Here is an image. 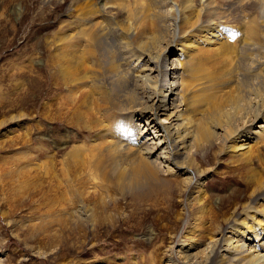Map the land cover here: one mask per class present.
<instances>
[{
    "label": "bare ground",
    "instance_id": "obj_1",
    "mask_svg": "<svg viewBox=\"0 0 264 264\" xmlns=\"http://www.w3.org/2000/svg\"><path fill=\"white\" fill-rule=\"evenodd\" d=\"M72 1L87 29L79 34L82 41L52 45V79L66 87L59 114L80 131L100 129L97 115L112 114L119 133L135 135L136 142V150L128 149L127 141L94 147L107 152L97 165L102 212L118 202L110 193L126 199L130 190L137 215L147 199L189 189L188 230L193 226L203 233L198 221L208 215L218 234L201 253L181 243V264H264V171L246 170L250 200H233L234 206L225 210L223 198L221 205L209 208L201 180L206 170L197 159L203 142L216 141L247 163L249 134H264V0ZM229 60L262 84L253 91L229 92L212 116L213 131L189 113L187 84L190 78H224ZM136 122L135 131L131 124ZM82 215L91 218L90 211ZM112 219H100L97 227Z\"/></svg>",
    "mask_w": 264,
    "mask_h": 264
},
{
    "label": "rangeland",
    "instance_id": "obj_2",
    "mask_svg": "<svg viewBox=\"0 0 264 264\" xmlns=\"http://www.w3.org/2000/svg\"><path fill=\"white\" fill-rule=\"evenodd\" d=\"M78 15L72 0H0V264H181V243L201 253L218 234L208 215L198 221L203 233L193 226L188 230L189 189L149 198L137 215L130 190L126 199L110 193L118 202L103 213L97 165L107 152L94 147L127 141L128 149L136 150L135 135L119 133L112 114H98L103 126L93 131H80L59 114L66 87L52 79L56 69L50 55L54 41H82L79 34L87 27ZM225 64L226 76L215 77L218 85L212 77L190 78L185 93L195 122L208 123L213 131L212 116L229 92L262 84L233 60ZM137 124H131L135 131ZM263 136L260 130L249 134L247 163L224 151L222 143H202L197 159L206 170L201 180L209 208L223 198L225 210L233 200H250L246 170L264 171ZM86 211L90 219L82 215ZM105 217L113 219L97 227ZM186 235L194 240H185Z\"/></svg>",
    "mask_w": 264,
    "mask_h": 264
}]
</instances>
